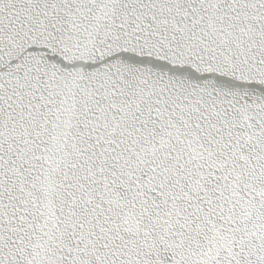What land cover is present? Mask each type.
Masks as SVG:
<instances>
[{
    "label": "snow or ice",
    "instance_id": "obj_1",
    "mask_svg": "<svg viewBox=\"0 0 264 264\" xmlns=\"http://www.w3.org/2000/svg\"><path fill=\"white\" fill-rule=\"evenodd\" d=\"M0 264H264V0H0Z\"/></svg>",
    "mask_w": 264,
    "mask_h": 264
}]
</instances>
